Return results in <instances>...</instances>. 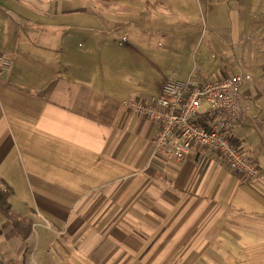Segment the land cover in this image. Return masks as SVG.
I'll return each instance as SVG.
<instances>
[{
    "label": "crops",
    "instance_id": "1",
    "mask_svg": "<svg viewBox=\"0 0 264 264\" xmlns=\"http://www.w3.org/2000/svg\"><path fill=\"white\" fill-rule=\"evenodd\" d=\"M31 2L39 11L28 0H0V54L13 61L0 78V189L34 224L21 242L0 214V264L25 261L37 228L71 264H193L231 237L264 235V179H243L197 145L183 162L169 161L156 150L158 125L119 105L161 89L159 47H193V56L198 47H242L243 60L227 52L220 74L232 78L244 66L259 78L249 73L241 88L231 137L264 171V65L255 53L246 59L240 7L218 14L213 0Z\"/></svg>",
    "mask_w": 264,
    "mask_h": 264
},
{
    "label": "built area",
    "instance_id": "2",
    "mask_svg": "<svg viewBox=\"0 0 264 264\" xmlns=\"http://www.w3.org/2000/svg\"><path fill=\"white\" fill-rule=\"evenodd\" d=\"M13 61L0 54V78L8 75ZM251 81L243 66L232 78L203 83L194 77L188 81L167 78L160 92L147 101H122V109L142 115L158 125L155 145L158 153L173 163L183 162L194 145L212 149L227 167L247 181L264 179V171L248 158L232 140L238 121L242 86ZM24 264L17 256L13 263Z\"/></svg>",
    "mask_w": 264,
    "mask_h": 264
},
{
    "label": "rangeland",
    "instance_id": "3",
    "mask_svg": "<svg viewBox=\"0 0 264 264\" xmlns=\"http://www.w3.org/2000/svg\"><path fill=\"white\" fill-rule=\"evenodd\" d=\"M23 1V0H22ZM214 7L211 12L218 14L243 11L247 22L246 33V59L250 61L257 57L260 65H264V0H239L238 4L232 2L226 3V0H213ZM26 5V2H24ZM9 6L22 12V14H34L32 9L27 10L21 4L10 3ZM28 6L33 7L39 11L41 3H34L28 0ZM2 16V15H1ZM3 34L0 30V43H3ZM160 63L166 68L167 78H174L178 81L186 82L189 80L187 72L192 71V76L202 82H214L228 78L220 74L222 67V58L225 54L236 51L237 61L241 62L242 55L237 52L238 48L242 47H198L199 52L197 55H191L193 47H159ZM222 49V52L219 50ZM206 52V59L203 58ZM205 56V55H204ZM224 63V62H223ZM197 65V71L195 67ZM191 69V70H189ZM249 73L253 76V81L258 75L255 69H249ZM259 78V76L257 77ZM261 82H264L262 79ZM162 82L155 85L156 91L160 88ZM151 86V85H150ZM160 92V90L158 91ZM157 92V93H158ZM157 93L146 91L142 96L152 97ZM54 236L50 231L43 228H37L32 236L31 243H29V250L26 254L24 264H71L67 258H63L60 252L61 249L55 248L53 244ZM221 245L227 251L221 249ZM215 245L217 252L209 260H196L192 261L193 264H264V235L259 236H244L240 240L237 238H229L227 242Z\"/></svg>",
    "mask_w": 264,
    "mask_h": 264
},
{
    "label": "trees",
    "instance_id": "4",
    "mask_svg": "<svg viewBox=\"0 0 264 264\" xmlns=\"http://www.w3.org/2000/svg\"><path fill=\"white\" fill-rule=\"evenodd\" d=\"M11 193L0 189V214L10 221L15 235L21 242H27L33 233V220L13 211L10 202Z\"/></svg>",
    "mask_w": 264,
    "mask_h": 264
}]
</instances>
